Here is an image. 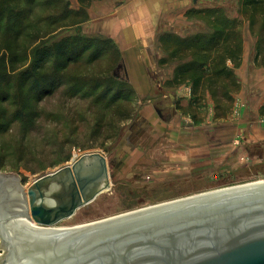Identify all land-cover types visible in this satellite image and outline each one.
Here are the masks:
<instances>
[{
    "label": "rangeland",
    "instance_id": "374dc122",
    "mask_svg": "<svg viewBox=\"0 0 264 264\" xmlns=\"http://www.w3.org/2000/svg\"><path fill=\"white\" fill-rule=\"evenodd\" d=\"M65 1L71 10L78 11L81 7L73 9V3ZM201 1L195 2L199 8L191 6L171 33L179 38L211 34L213 17L224 16L235 22L234 29L241 34L243 56L262 57L260 64L264 65V45H260V52L257 50L264 35V14L257 13L252 28L249 18L242 14V0H206L205 7L199 4ZM209 11L215 12L213 17L208 15ZM87 22L61 30L52 37L51 43L78 34L103 42L104 39ZM168 27L163 33L170 34ZM105 41L115 53L109 52L88 68L82 63L76 65L64 84L55 86L49 97L40 103V118L36 122H28L25 126L14 124L0 137V175L20 178L24 190L30 189L40 174L43 176L71 164L82 154L100 152L107 156L111 174L109 188L96 201L78 210L73 218L56 227L94 222L203 192L264 180V159L251 156L247 151L257 143L264 148V141L246 142L244 136V139H237L238 144L234 142L236 150L233 152L231 148V152L225 148L224 131L236 125L234 119L243 116L249 124L252 119L249 108L243 107L241 116L239 106H234L238 88L228 89L230 94L227 96L222 89L216 94L217 101L212 99L207 81L195 93H192V84L180 81L173 84L167 81L161 91L156 86L148 89L140 83V77L134 76L142 70L140 67H144L143 70L146 67L133 61V47L116 46L113 40ZM159 42L161 44L160 38ZM160 46L162 54L159 57H163L158 63L160 68L171 70L183 63L169 59L170 53ZM153 55L150 57H155ZM163 60L166 64L162 65ZM120 64L127 66L130 75L129 81L123 69L118 72L126 83L123 90L118 89L119 82L113 88L108 89L105 85L99 88L97 85H103L100 81L113 79L112 73ZM75 77L82 81L89 79L90 87L84 89V84H74ZM133 78L138 84H133ZM186 87L189 88L188 97L183 92ZM117 93L123 98L112 104L110 98ZM259 116L264 120L261 110ZM221 119L230 122H220ZM137 121L140 130L146 127L147 130L136 142L139 143L137 147L133 146L136 137L130 138L133 143L130 141L129 145H132L127 149H136L126 155L123 140ZM194 135H197L195 139L199 138L196 142H193ZM121 161L123 167H116ZM6 255L0 242V260Z\"/></svg>",
    "mask_w": 264,
    "mask_h": 264
},
{
    "label": "water",
    "instance_id": "95a60500",
    "mask_svg": "<svg viewBox=\"0 0 264 264\" xmlns=\"http://www.w3.org/2000/svg\"><path fill=\"white\" fill-rule=\"evenodd\" d=\"M145 130L132 125L127 136L136 143ZM71 163L40 174L26 190L20 178L0 175V242L7 252L0 264H264V184L140 208L73 233L11 234L8 226L19 218L58 225L110 185L104 154L85 153ZM53 184L60 191H51Z\"/></svg>",
    "mask_w": 264,
    "mask_h": 264
},
{
    "label": "trees",
    "instance_id": "16d2710c",
    "mask_svg": "<svg viewBox=\"0 0 264 264\" xmlns=\"http://www.w3.org/2000/svg\"><path fill=\"white\" fill-rule=\"evenodd\" d=\"M95 1L98 0H79L81 7L74 11L65 0H0V137L14 124L25 126L36 122L40 118V103L55 86L64 84L76 65L82 63L88 68L109 52L115 53L105 40L97 42L79 34L54 43L50 41L61 30L87 22L88 9ZM242 10L254 28L257 13L264 14V0H242ZM214 14V11L208 12L209 16ZM210 24L209 35L179 38L169 32L161 35L160 41L163 51L170 53L169 59L183 61L174 69L170 82L192 84V93H195L207 81L212 99L217 101L216 94L222 89L224 96L230 94L228 89H239L234 69L242 62L243 41L234 29L235 22L224 16L216 15ZM258 44L260 52L264 35ZM112 77L97 86L105 85L109 89L119 82L118 89L123 90L126 86L123 79L114 77L113 73ZM74 80V84H84V89L90 87L89 79L82 81L75 77ZM122 98L117 93L110 102L116 104ZM261 113L264 115V106Z\"/></svg>",
    "mask_w": 264,
    "mask_h": 264
},
{
    "label": "crops",
    "instance_id": "0c3cea01",
    "mask_svg": "<svg viewBox=\"0 0 264 264\" xmlns=\"http://www.w3.org/2000/svg\"><path fill=\"white\" fill-rule=\"evenodd\" d=\"M67 1L73 3L75 6L72 7L73 9L80 7L78 0ZM195 4L194 0H99L92 4L87 23L94 27L97 35L104 40H113L116 46H132L135 54L133 61H137V65L146 67L145 70H143L144 67H140L142 70L134 76L140 77L142 80L140 83H143L146 88L151 89L156 86L158 91H161L162 88L165 89L163 85H166L167 81H172L174 69L165 71L159 67L158 63L163 58L159 57L162 54L159 38L164 34L163 29L169 28L168 26H170V32H174V26L183 20L191 6L199 8ZM199 4L205 7L207 3L206 0H202ZM152 54L155 57H150ZM244 56L240 67L234 69L239 84L234 106H239L241 116L244 114L243 107L249 108L252 119L249 124L243 116L239 115L241 118L234 119L236 125L224 131L225 142L227 141L225 148L227 147L228 152L236 150L234 142L238 144L237 139H244V136H246L244 139L246 142H252L253 139H258L259 142L264 141V120L259 116V111L264 106V65L260 64L262 57L256 60L257 57ZM229 66H231L230 63ZM127 74L130 81L128 69ZM133 84H138L134 78ZM183 92L187 96L189 88H184ZM248 112L245 115H248ZM220 122L229 123L230 121L221 119ZM195 137L197 135H194L193 142L199 139ZM249 150L248 148L247 151Z\"/></svg>",
    "mask_w": 264,
    "mask_h": 264
},
{
    "label": "bare ground",
    "instance_id": "6f19581e",
    "mask_svg": "<svg viewBox=\"0 0 264 264\" xmlns=\"http://www.w3.org/2000/svg\"><path fill=\"white\" fill-rule=\"evenodd\" d=\"M67 165L71 166L72 163L71 164H67ZM258 184H264V180L253 181V182L244 183V184H241V185H235V186H231V187H227V188L241 187L243 185H249V186H251V185H258ZM110 185H111V182H110ZM32 186H33V183L31 185V187ZM109 186H105L103 188V190H102V193L107 188H109ZM227 188H221V189H218V190H216L214 192H218V191H220L222 189H227ZM35 191H37V190H35ZM51 191H60V186L57 185V184H53V187L51 188ZM214 192H211V193H214ZM102 193H100V194H102ZM197 195H200V194H197ZM197 195H195V197ZM192 197H194V196H190V197L188 196V197H185V198H180V199H177V200L168 201V202H164V203H160V204H156V205H151V206H147V207H154V206H158V205H164L166 203H175V201H183V200L185 201V200H188V199H190ZM113 217H110V218H113ZM98 221H100V220H98ZM94 222L96 223L97 221H94ZM94 222H89V223H85V224H79V225L71 226V227H56V226L55 227L54 226H51V227H42V226H40V225H38V224H36L34 222L28 221L25 218H19V221L10 223L8 227H9V232L11 234H13V235H15V236H17L19 238H30V236H28L30 233H32V235H37V233L38 234L73 233V232H77L79 229H81L83 227H86V224L87 225H93ZM82 225H85V226H82Z\"/></svg>",
    "mask_w": 264,
    "mask_h": 264
},
{
    "label": "flooded vegetation",
    "instance_id": "af4514ba",
    "mask_svg": "<svg viewBox=\"0 0 264 264\" xmlns=\"http://www.w3.org/2000/svg\"><path fill=\"white\" fill-rule=\"evenodd\" d=\"M124 71H125V74L127 73V69H126V67H125V69H124ZM128 75V74H127ZM176 112V111H175ZM159 113V112H158ZM161 116V115H160ZM162 117V119L164 120L165 118L163 117V116H161ZM168 120L169 119H166L165 121L166 122H168ZM165 125V124H164ZM133 128L135 129V130H138L139 129V122L137 121V122H135V123H133ZM131 138V135L130 136H125L124 137V140H123V144H122V147H123V145H124V151H126V155H129L130 153H132V151H134L135 149H136V147L138 146V144L139 143H137V144H135V146L136 147H132V151H130V150H128L127 148H129L128 146H131L132 144H130L129 145V142L131 141V143H133V139H130ZM128 141V142H127ZM126 148V149H125ZM133 148H135V149H133ZM129 153V154H128ZM249 154L251 155V156H254V157H259V158H261V159H264V148H262L260 145H257V146H255V147H253V149H250L249 150ZM126 162H127V160H126ZM124 164V162L122 163V161L121 162H119L118 164H116V167H118V168H122L123 165Z\"/></svg>",
    "mask_w": 264,
    "mask_h": 264
}]
</instances>
